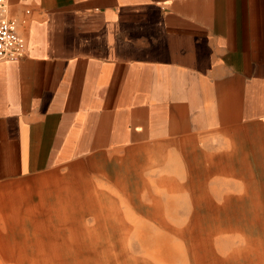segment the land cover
<instances>
[{"label":"crops","instance_id":"crops-1","mask_svg":"<svg viewBox=\"0 0 264 264\" xmlns=\"http://www.w3.org/2000/svg\"><path fill=\"white\" fill-rule=\"evenodd\" d=\"M5 1L25 55L0 61V230L73 229L80 181L152 161L170 198L264 183V0Z\"/></svg>","mask_w":264,"mask_h":264},{"label":"rangeland","instance_id":"rangeland-1","mask_svg":"<svg viewBox=\"0 0 264 264\" xmlns=\"http://www.w3.org/2000/svg\"><path fill=\"white\" fill-rule=\"evenodd\" d=\"M153 165L127 170L132 181H100L96 172L80 181L84 223L72 216L73 229H55L61 225L54 222L0 230V264H264L263 182L247 184L245 198L232 183L222 198H170L177 194L167 184L147 182L164 173ZM147 216L183 234L159 240V226Z\"/></svg>","mask_w":264,"mask_h":264},{"label":"built area","instance_id":"built-area-1","mask_svg":"<svg viewBox=\"0 0 264 264\" xmlns=\"http://www.w3.org/2000/svg\"><path fill=\"white\" fill-rule=\"evenodd\" d=\"M18 24L11 17L6 1L0 0V61H15L25 55L24 44L18 32Z\"/></svg>","mask_w":264,"mask_h":264}]
</instances>
